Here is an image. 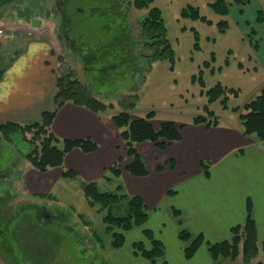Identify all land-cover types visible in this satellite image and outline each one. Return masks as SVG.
<instances>
[{
	"label": "rangeland",
	"instance_id": "rangeland-1",
	"mask_svg": "<svg viewBox=\"0 0 264 264\" xmlns=\"http://www.w3.org/2000/svg\"><path fill=\"white\" fill-rule=\"evenodd\" d=\"M38 1L40 0L30 2L32 5H38ZM214 1L155 0L151 5L162 10L168 38L176 57L173 64L166 60L159 61L152 64L148 70L144 65L147 70L144 72L146 82L141 87V81L140 84L137 83L140 87L139 100L132 115L135 118H143L147 113L153 112L154 127L160 128V125L166 121H173L177 125L184 126V130L182 141L171 144L166 151L155 149L151 143L140 146L139 151L142 159L147 162L149 175L136 177L125 169L128 160L129 163L131 160L127 157L125 143L120 138V129L111 117L112 114H118L121 111L119 106L107 111L102 117L92 112L90 114L94 117L91 119L86 118L88 115H81L80 119L85 118L84 134L90 133L89 136L80 138L76 135H72L71 138L69 127L63 126V119L64 122L70 121L69 110L64 112L58 128H51L58 139L54 141L58 148L62 149L66 140L85 139H91L98 147L97 150L86 153L75 149L72 153H68L63 163L64 167L51 168L71 170L75 176L64 177L63 172V178L55 181L52 192L46 194L31 193L24 189L26 178L33 170L40 176L53 170L50 171V169L44 174L36 170L31 162L25 160L23 155L27 154L32 147L22 139L21 134H15L11 143L0 145V168L7 167L15 156L20 159L17 171L19 174L8 190L12 200L6 204V209L4 208L6 212L3 210L1 212L5 218L0 224V264H108L107 261L114 248L110 247L112 238L107 234L102 218L109 209L100 210L98 205L89 204L86 199L87 185L96 183L102 192H117L118 186H122V193L127 199L121 204L113 205L111 210L117 216L127 215L128 201L131 197L142 195L148 200L157 194H152V190L157 189L161 174L167 173L162 170L174 169L175 163L171 161V158L177 161L178 166L186 168L191 165L193 169L195 158L198 159V154L200 157L205 155L206 146H212L213 139L214 141L225 140L229 134L232 136L233 133L239 132L240 112L234 111L233 108L244 106L247 101L258 95L262 84L264 85V68L260 65V49L264 48V21L259 23L256 18L259 13L264 14V0H250L251 2L245 8L235 5V0H226L227 3H233L230 15L227 17L219 15L212 9L211 3ZM42 3L47 6V12L50 14L49 19L47 18L49 21L45 24L48 28L43 36L47 35L51 39L56 55L55 60L58 61L55 71L59 73L60 68L68 66L76 68L79 72L83 68V63L76 55L78 45L70 44L71 49H69L68 39L66 43L65 40L63 42L58 20H56L58 24L49 25L54 20L51 17L54 14H51L49 10L54 12L56 6H60L59 0H42ZM121 3L122 0H68L65 9L70 10L71 14H74V11L78 13L79 9H86L90 14L91 8L97 7V11L93 12L85 24L80 20L77 25L80 31L86 29L90 35L96 33L98 37L103 38L105 28L115 29L118 23L128 20V17L121 20V13H117L122 6ZM189 6L197 9L200 16H204L208 21L201 18L193 19L191 16L183 17V10ZM132 11L134 12L131 17L135 26L137 24L135 21L138 22L148 13L146 9L136 10L133 7ZM222 20L228 21V27L224 30L219 26ZM74 30L75 28L72 29ZM70 52L73 54L71 55ZM66 56L68 59L65 60L68 63L64 61ZM128 76L127 74L122 80L113 81L116 85L100 82L98 84L100 93H98L101 96L109 95L113 98H118L116 96L120 95L119 91L128 93L136 84L135 78L133 76L128 78ZM218 84L227 89H237L238 96L229 95L227 107H223L220 101L209 105L210 111H213L219 119L217 125L208 127L204 123L194 124L195 117L210 116L205 109L210 98L207 92ZM224 96L225 94L221 98ZM29 136L31 137L32 134ZM196 140L205 144L202 152L197 154V151H191L193 149L191 146L181 149L183 145ZM112 141L118 146L115 151L110 148ZM115 153L117 162L113 161L109 165L108 162ZM190 156H192L191 159ZM205 161L210 162L207 158ZM159 166L161 170L158 169ZM113 167L121 171V176L116 177L112 171ZM167 197L168 195L163 203ZM147 203L151 212L154 207L151 202L147 201ZM20 210L21 219L14 222L13 212ZM35 212L38 213L37 218L34 217ZM48 216L50 218H47ZM50 232L52 234L57 232L55 234L57 236L54 239L50 238ZM94 234L100 237V244L95 242ZM10 238L13 239V249L9 246ZM263 256V253L259 254L257 260L263 261Z\"/></svg>",
	"mask_w": 264,
	"mask_h": 264
},
{
	"label": "trees",
	"instance_id": "trees-1",
	"mask_svg": "<svg viewBox=\"0 0 264 264\" xmlns=\"http://www.w3.org/2000/svg\"><path fill=\"white\" fill-rule=\"evenodd\" d=\"M17 1L0 0V11L10 7ZM61 1L59 0L60 6L57 5V8L55 7V13H52V10H49V12L54 14L51 16L54 22H56V18L60 19L63 42L65 40L66 43V39L69 40H67L69 49H71L70 44L74 43L78 45L76 46L78 48L76 55L81 63H83V68L78 72L76 68L66 66V68H60L59 73L55 71L56 91L54 95V109L42 113L40 119L36 122L26 124L6 122L0 124V139L9 144L12 142L15 134H21L22 139L32 147L27 154H22L25 156V160L31 162L32 166L39 172L45 173L51 168L63 167L66 156L75 149L86 153L93 152L98 147L91 139H85L66 140L65 146L62 149L58 148L57 143L54 142L58 141V139L54 132L51 131V128L55 120L54 118L62 106L70 103L86 108L95 114H105L107 111L114 110L119 106L121 111L118 114H112L111 117L117 128L120 129V138L125 143L127 157L131 160L130 163L128 160L125 169L136 177H145L149 175V172L147 162L142 159L139 147L144 145V143H151L155 149L166 151L168 146L183 139L182 131L184 130V126L177 125L173 121H166V123L160 125V128L154 127L152 123L154 118L153 112L147 113L143 118H135L132 115L139 100L138 91L146 82L144 72L150 69L155 62L166 60L173 64L175 61L176 56L168 38L162 10H159L157 7H151L155 0H122V6L117 13H121V20L128 17L130 21L118 23L115 29L109 30L108 27L105 28V35L103 38H100L96 33L90 35L86 29L80 31L77 25L80 20L85 24L93 12L97 11V7H92L90 14L87 13L86 9H79L78 13L74 11V15L71 14L70 10L65 9V4L68 5V0H63V3ZM249 2L250 0L234 1L235 5L242 8H245ZM232 4V2L227 3L226 0H215L211 3V7L219 15L227 17L230 15ZM132 7L136 10H148V13L143 18L138 22L135 21L137 23L136 26L132 22L131 15L134 12L132 11ZM182 16H191L193 19L201 18L204 21H208L204 16H200L197 9L190 6L185 7ZM256 18L258 22L264 21V14L259 13ZM219 26L224 30L228 27V21L222 20ZM73 28H75V32L72 31ZM88 28L92 27L88 26ZM70 54L72 55L73 52H70ZM108 57L111 60L107 59ZM65 59H68V56L64 57V61H66ZM110 61H113V63H110ZM66 62L68 63V61ZM144 65L147 70L144 68ZM133 70L135 71L133 72ZM127 74L131 77L133 76L136 82L128 93L119 91L118 94L120 93V95L116 96L118 98H113L109 95L101 96L99 94L100 91L98 89L100 87L98 84L100 82L116 85L113 81L122 80L123 76ZM129 76L128 78H130ZM140 81L141 85L139 87L137 83L140 84ZM223 94L225 96L221 98ZM238 94L239 91L237 89H227L219 84L212 88L211 91L207 92L208 98L210 97L208 99L209 104L205 105V109L210 114L208 117L215 115L213 111H210L209 105L215 101H220L223 107H227L229 95L235 97ZM233 110L240 112L239 123L241 124L243 135H253L258 141H264V85L257 96L247 101L242 107L235 106ZM208 117L203 115L195 117L194 124L200 125L204 123L208 127H212L219 123L216 115L213 118ZM30 134H32L31 137L29 136ZM19 160V157L15 156L14 160H10L7 167L4 169L0 168V224L2 219L5 218V215H2L1 212L2 210L6 212L4 208L6 209V204L12 200L8 195V190L12 187L19 174L17 172L20 166ZM208 167V163H202V169L206 170ZM158 169L161 170V166ZM112 171L116 177H119L121 174V171L117 167H113ZM65 176L73 177L75 173L71 170L64 171ZM122 192V186H118L117 192H102L96 183L89 184L86 187V199L91 206L98 205L100 210L109 209L103 216L102 221L106 226L105 230L107 234L112 238L110 242L112 249L124 247L127 233L139 227L143 230L146 243L136 242L134 245L135 254H140L150 261L151 264L159 263L160 260H164L166 257L165 245L161 240L156 238L154 232L146 228L149 222L150 209H148V205L144 199L138 195L131 197L128 201L129 213L127 215L117 216L112 212L111 208L113 205L121 204L127 199L126 195ZM247 205L246 222L243 225L232 228L229 240L209 243L205 241V238L201 234L192 235L188 230L182 229L179 233V239L184 243V254H186V257L189 260L194 258L199 249L207 246L213 264H226L228 261L238 260L240 264H257L254 261L260 252L264 254V243L259 247L257 228L255 227L254 217H252V205L250 202ZM13 214L12 219L14 222L21 219V210L13 212ZM35 214L34 217L37 218L38 213L35 212ZM31 220L33 221V218ZM56 233H51L50 238L54 239L57 236L55 235ZM93 236L95 242L100 244V237L97 234ZM12 242L13 239L10 238L9 246L11 249H13Z\"/></svg>",
	"mask_w": 264,
	"mask_h": 264
},
{
	"label": "crops",
	"instance_id": "crops-1",
	"mask_svg": "<svg viewBox=\"0 0 264 264\" xmlns=\"http://www.w3.org/2000/svg\"><path fill=\"white\" fill-rule=\"evenodd\" d=\"M38 2V5H32L30 0H18L0 11V25L5 29L0 42V124L36 122L42 113L54 109V72L58 61L55 60L51 39L43 36L48 28L45 24L49 21L47 6L42 0ZM33 18L41 20L40 27H32ZM56 20L59 23L60 19ZM55 23L53 20L49 25L54 26ZM260 65L264 68V48L260 49ZM67 110L70 121L64 122L63 119L62 124L69 127L71 138L72 135L79 138L89 136L90 132L84 134L85 118L79 117L88 115L86 118L91 119L94 116L90 110L70 103L62 106L52 128H58ZM239 127L238 136L233 133L225 140L213 139L212 146H206L202 157L198 153L202 152L205 144L200 140L183 145V150L191 146V151H197L194 168L191 169V165L186 168L178 166L177 161L171 158L175 163L174 169L162 170L167 173L161 174L157 189L152 190V194H157L148 200L140 195L147 205L149 201L154 207L146 228L165 245L166 257L157 264H213L207 246L199 249L189 260L184 254V243L180 241L179 233L186 229L192 235L201 234L209 243L229 240L232 228L246 222L248 202L252 205L259 247L264 243V141H258L253 135H243L242 127ZM4 144L0 139V145ZM117 147L112 141L110 148L115 151ZM205 158L210 160L206 170L202 169V163H207ZM115 159L116 153L108 164L117 162ZM63 172V168H58L40 176L33 170L26 178L24 189L37 194L52 192L55 181L63 178ZM142 231L138 227L128 232L125 248H114L107 263L151 264L140 254H135V243H146ZM254 262L264 263V259ZM226 264H240V261H228Z\"/></svg>",
	"mask_w": 264,
	"mask_h": 264
},
{
	"label": "water",
	"instance_id": "water-1",
	"mask_svg": "<svg viewBox=\"0 0 264 264\" xmlns=\"http://www.w3.org/2000/svg\"><path fill=\"white\" fill-rule=\"evenodd\" d=\"M32 27H40L41 26V20L37 18L32 19Z\"/></svg>",
	"mask_w": 264,
	"mask_h": 264
},
{
	"label": "built area",
	"instance_id": "built-area-1",
	"mask_svg": "<svg viewBox=\"0 0 264 264\" xmlns=\"http://www.w3.org/2000/svg\"><path fill=\"white\" fill-rule=\"evenodd\" d=\"M4 34H5V29L2 26H0V41H2Z\"/></svg>",
	"mask_w": 264,
	"mask_h": 264
},
{
	"label": "flooded vegetation",
	"instance_id": "flooded-vegetation-1",
	"mask_svg": "<svg viewBox=\"0 0 264 264\" xmlns=\"http://www.w3.org/2000/svg\"><path fill=\"white\" fill-rule=\"evenodd\" d=\"M53 12V11H52ZM50 15V14H49ZM60 22V21H59ZM58 24V23H57ZM59 30H60V32H62V26H61V22H60V24H59ZM47 218H50V216H48Z\"/></svg>",
	"mask_w": 264,
	"mask_h": 264
}]
</instances>
